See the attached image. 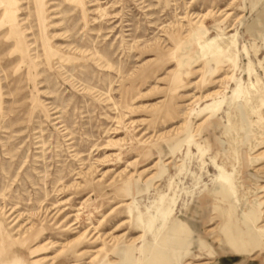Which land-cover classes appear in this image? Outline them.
<instances>
[{"label":"rangeland","instance_id":"obj_1","mask_svg":"<svg viewBox=\"0 0 264 264\" xmlns=\"http://www.w3.org/2000/svg\"><path fill=\"white\" fill-rule=\"evenodd\" d=\"M0 264H264V0H0Z\"/></svg>","mask_w":264,"mask_h":264},{"label":"bare ground","instance_id":"obj_2","mask_svg":"<svg viewBox=\"0 0 264 264\" xmlns=\"http://www.w3.org/2000/svg\"><path fill=\"white\" fill-rule=\"evenodd\" d=\"M212 44H215V45H214V48L212 49L213 52L210 56L217 57V58H215V61L217 63H220V61H219L220 58H223V60L225 59L230 63H235V60L239 54V51L237 50L236 42L232 38L229 39L227 42L226 41L222 42V39H220V38L214 39L209 43V45H207V48H210L212 46ZM242 53L245 55H248L246 49H243ZM226 54L227 55L229 54V55L227 56ZM216 168H217L218 173L221 175L220 178L222 180H224L225 183L228 185L229 179L225 176L224 171L220 167H216Z\"/></svg>","mask_w":264,"mask_h":264},{"label":"crops","instance_id":"obj_3","mask_svg":"<svg viewBox=\"0 0 264 264\" xmlns=\"http://www.w3.org/2000/svg\"><path fill=\"white\" fill-rule=\"evenodd\" d=\"M144 171H146V170H144ZM144 171H143V172H144ZM171 231H172V232H171ZM171 231H170V232H171V236H173V233L176 232V229H172Z\"/></svg>","mask_w":264,"mask_h":264}]
</instances>
